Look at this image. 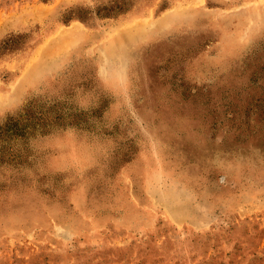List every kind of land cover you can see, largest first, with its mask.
Returning <instances> with one entry per match:
<instances>
[{
	"label": "rangeland",
	"instance_id": "1",
	"mask_svg": "<svg viewBox=\"0 0 264 264\" xmlns=\"http://www.w3.org/2000/svg\"><path fill=\"white\" fill-rule=\"evenodd\" d=\"M0 264H264V0H0Z\"/></svg>",
	"mask_w": 264,
	"mask_h": 264
}]
</instances>
